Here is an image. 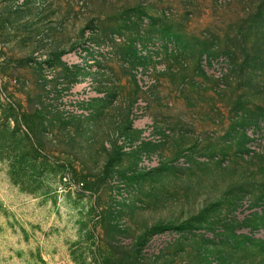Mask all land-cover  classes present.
Masks as SVG:
<instances>
[{"label": "rangeland", "instance_id": "1", "mask_svg": "<svg viewBox=\"0 0 264 264\" xmlns=\"http://www.w3.org/2000/svg\"><path fill=\"white\" fill-rule=\"evenodd\" d=\"M0 264H264V0H0Z\"/></svg>", "mask_w": 264, "mask_h": 264}]
</instances>
